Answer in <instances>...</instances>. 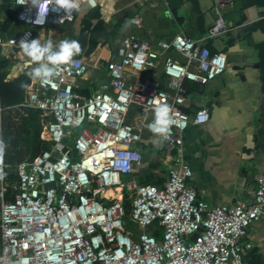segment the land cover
I'll return each instance as SVG.
<instances>
[{
    "label": "built area",
    "instance_id": "obj_1",
    "mask_svg": "<svg viewBox=\"0 0 264 264\" xmlns=\"http://www.w3.org/2000/svg\"><path fill=\"white\" fill-rule=\"evenodd\" d=\"M229 1L213 0L215 24L200 39L183 31L153 42L125 36L114 54L96 63L107 72L106 85L86 96L78 92L90 67L84 55L61 65L47 83L30 80L14 107L40 112L49 146L15 165L0 153V264H247L244 256L253 248L248 229L264 217V177L257 178L252 202L210 207L189 184L183 146L189 124L209 120L206 107L183 109L184 82L205 84L228 67L226 53L212 52L202 41L228 30L221 7ZM77 2L79 9L98 7L97 0ZM10 6L0 56L11 58L21 55L22 38L72 23L79 10L49 4L38 24L31 0H10ZM158 67L165 86L141 78ZM157 104L169 105L175 121L162 141L173 152L162 186L133 176L144 165L138 146L143 133L154 137L148 125ZM6 109L0 97V141ZM106 190L116 196H105Z\"/></svg>",
    "mask_w": 264,
    "mask_h": 264
},
{
    "label": "crops",
    "instance_id": "obj_2",
    "mask_svg": "<svg viewBox=\"0 0 264 264\" xmlns=\"http://www.w3.org/2000/svg\"><path fill=\"white\" fill-rule=\"evenodd\" d=\"M95 9L106 19L118 18L123 27L116 42L99 44L87 55L91 66L86 78L79 81L82 87L78 91L85 96L106 85L107 72L95 68L96 63L114 54L125 36L133 34L153 42L183 31L191 39H200L216 20L213 0H101ZM1 10L0 32H7L11 24L4 29L8 16ZM91 10L82 6L76 12L73 35L80 33L82 20ZM221 14L228 30L202 42L212 52L226 53L228 67L205 84L189 82L183 106L188 113L201 107L209 110L207 123L189 124L185 129L183 146L192 170L189 184L210 207L252 202L257 178L264 177V0H230L221 7ZM13 59L19 64L11 78L27 68L23 51ZM159 69H150L141 78L165 86ZM138 146L144 165L133 176L162 186L173 152L147 132ZM247 239L255 250V258H248V264H264V217L249 227Z\"/></svg>",
    "mask_w": 264,
    "mask_h": 264
},
{
    "label": "trees",
    "instance_id": "obj_3",
    "mask_svg": "<svg viewBox=\"0 0 264 264\" xmlns=\"http://www.w3.org/2000/svg\"><path fill=\"white\" fill-rule=\"evenodd\" d=\"M10 8V0L0 1V9H5L6 12H9ZM99 16L98 11L89 15L93 19H97L96 23L92 26L89 17H87L80 33L74 35V40L78 41L81 47V52L74 57H80L82 53L89 55L97 45L113 44L118 40L123 27L122 21L114 17L110 24H106L98 19ZM10 22L11 18L5 19L4 29L9 27ZM36 38H39L41 42L44 41V37L41 34H38L34 39ZM18 64L19 62L16 59L0 56V97L3 105L8 108L5 110L3 119V142L5 144L3 152L5 162L13 165L26 158L34 159L49 146V143L41 138L42 120L40 112L32 108L14 107L23 101L25 90L32 79L29 75L30 68H24L20 75L11 78V74ZM189 82H184L187 91ZM123 205L125 209L124 219L128 224V214L131 206L126 193L124 194ZM155 234L160 236L158 228ZM254 251L251 248L247 252L244 256L245 262L250 257L255 258Z\"/></svg>",
    "mask_w": 264,
    "mask_h": 264
},
{
    "label": "clouds",
    "instance_id": "obj_4",
    "mask_svg": "<svg viewBox=\"0 0 264 264\" xmlns=\"http://www.w3.org/2000/svg\"><path fill=\"white\" fill-rule=\"evenodd\" d=\"M31 4L37 8L35 23L42 24L48 11L49 4H54L56 9H62L66 12L68 9H79L77 0H48L47 3L42 0H31ZM20 46L25 57V67L30 68V77L47 83L50 78L57 74L61 65L72 62L74 56L81 52L78 41L63 39L58 44L47 40L41 42L39 38L20 40ZM33 65H35L33 67ZM175 123L170 114V107L167 104H157L153 111V119L148 128L159 141L166 140ZM4 143L0 141V153L4 151Z\"/></svg>",
    "mask_w": 264,
    "mask_h": 264
},
{
    "label": "rangeland",
    "instance_id": "obj_5",
    "mask_svg": "<svg viewBox=\"0 0 264 264\" xmlns=\"http://www.w3.org/2000/svg\"><path fill=\"white\" fill-rule=\"evenodd\" d=\"M97 2L101 3V0H97ZM115 8V7H114ZM84 9V8H82ZM82 9L80 11H82ZM97 11L99 12V9H93L91 11L88 12V15H85L83 20H82V26H81V30L82 28L84 27V22L85 20L87 19V17H89V15L91 14H94V13H97ZM100 16H99V20H102L104 23H109L111 22L110 19H106L104 17H102L101 13L99 12ZM107 17V16H106ZM109 18V17H107ZM114 18V17H113ZM90 19V22L91 20L93 19L92 17H89ZM97 20V19H96ZM74 22L72 23H67V24H64V25H59V26H54V27H50V28H47L46 30H42L39 34L43 35L44 37V41H47V40H51L53 41L54 44H58L61 40L63 39H71V40H74V35H73V31H74ZM38 36V34H36V37ZM82 55H85L84 53H82ZM87 56V55H85ZM89 57V56H88ZM91 57V56H90ZM97 76L95 75L94 78H96ZM46 138V135L43 134V132L41 133V138L44 139Z\"/></svg>",
    "mask_w": 264,
    "mask_h": 264
},
{
    "label": "bare ground",
    "instance_id": "obj_6",
    "mask_svg": "<svg viewBox=\"0 0 264 264\" xmlns=\"http://www.w3.org/2000/svg\"><path fill=\"white\" fill-rule=\"evenodd\" d=\"M86 61H88L89 62V64H90V66H91V62H90V60H89V57H86ZM95 66V65H94ZM89 70H90V67H89ZM88 72V71H87ZM86 72V73H87ZM85 73V74H86ZM44 134V133H43ZM46 139V138H45ZM103 194L105 195V196H107V197H115L116 196V194H115V192L113 191V190H106V191H104L103 192Z\"/></svg>",
    "mask_w": 264,
    "mask_h": 264
},
{
    "label": "water",
    "instance_id": "obj_7",
    "mask_svg": "<svg viewBox=\"0 0 264 264\" xmlns=\"http://www.w3.org/2000/svg\"><path fill=\"white\" fill-rule=\"evenodd\" d=\"M254 57H255V58H253V60L256 61V60H257V55L255 54ZM196 111H197V109H194V111H193L192 113H194V112H196Z\"/></svg>",
    "mask_w": 264,
    "mask_h": 264
}]
</instances>
